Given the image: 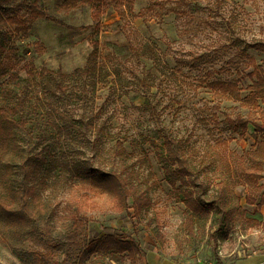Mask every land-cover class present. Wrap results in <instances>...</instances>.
<instances>
[{"label": "rangeland", "instance_id": "rangeland-1", "mask_svg": "<svg viewBox=\"0 0 264 264\" xmlns=\"http://www.w3.org/2000/svg\"><path fill=\"white\" fill-rule=\"evenodd\" d=\"M61 1L41 0L56 21L36 18L25 34L11 30L17 48L15 55L4 58L9 69L0 77V87L15 88L16 78L28 82L26 93L37 104L38 110L29 109L32 121L27 120V132L20 131L22 145L37 151L49 146L50 164L38 176L31 202L38 224L48 220L53 233L63 231L68 223L64 206L79 193L71 175L73 163L110 168L117 161L112 149L119 139L128 152L126 168L135 170L140 186L148 188L151 205L136 213L129 197L127 208L119 212L103 196L88 212V238L114 234L132 240L140 256L156 248L178 258L214 259L223 245L221 219L212 216L202 237L188 232V210L165 180L150 144L161 145V134L168 132L186 140L189 163L208 186L202 198L212 199L221 182L234 217L245 211L243 219L257 221L251 229L232 221L225 243H234L240 229L253 232L255 242L264 240V171L256 169L251 154L260 137L251 124L240 133L227 123L226 115L246 116L250 107L226 98L215 85L232 82L244 97L251 90L254 66L264 72V53L239 46L241 40H264V0H196L198 5L191 7L180 0H134L132 10L124 14L105 3L97 34L100 71L91 81L86 75L64 78L70 87L67 97L46 91L44 82L48 77L53 84L59 74L86 65L95 22L91 6L69 10ZM84 81L89 82L81 90L78 84ZM54 108L67 110L77 121L88 120L91 128L84 134L63 131L57 137L56 124L62 122ZM4 230L8 240L0 232V262L22 264L11 247L20 234ZM85 264H129V259L93 253Z\"/></svg>", "mask_w": 264, "mask_h": 264}, {"label": "trees", "instance_id": "trees-1", "mask_svg": "<svg viewBox=\"0 0 264 264\" xmlns=\"http://www.w3.org/2000/svg\"><path fill=\"white\" fill-rule=\"evenodd\" d=\"M180 1L190 7L198 5L196 0ZM105 3L116 5L118 12L124 14L125 10H132L134 0L61 1V5L69 10L87 6L93 8L92 18L95 24L91 39L92 50L83 68H76L68 74H59L53 84L47 77L44 82L46 91L52 94L58 91L62 97H67L70 87L64 83V78L78 80L86 75L90 81L95 80L100 71L97 62L99 50L97 34ZM36 18L57 20L43 8L41 0H0V77L8 73L9 69L4 58L9 57L10 54L15 55L17 48L11 40V30L25 34L30 23ZM76 28L81 29L82 26ZM239 46L243 51L254 49L264 53V40L261 39L249 42L241 40ZM250 61L254 63L252 57ZM31 72L36 74L33 68ZM250 76L252 77L249 86L251 90L244 97H241L239 90L232 82L217 81L215 85L226 98L240 100L250 107L246 116L240 113L235 118L226 115L225 120L240 133L246 130L248 124L254 127L260 138L256 141L251 153L253 164L257 170L264 171V72L258 66H254ZM14 80H16L15 88L7 85L0 87V232L2 236L8 240L5 228L13 229L20 234V241L12 244L11 247L22 264H85L93 253L121 254L129 259V264H136L140 249L135 242L119 238L114 234L89 239L87 231L88 212L97 206L98 200L103 196L109 198L111 209L119 212L127 208L129 197L132 198V208L136 213L146 210L151 205L148 188L140 186L141 181L135 170L126 168L125 160L128 158V152L119 139L115 140L112 149V157L119 163L114 161L110 168L93 166L90 162L73 163L71 175L76 180L79 193L68 200L64 206L68 223L63 231L53 233V227L48 220H45L42 225L38 224L31 202L36 197L35 182L38 176H41L40 173L45 170V166L50 164V150L48 144L39 151L32 147L27 149L22 145L20 131L27 132V120L32 121L29 109L35 111L38 108L36 102L32 101L26 93L30 87L29 83H22L18 78ZM88 82L78 84V88L85 90ZM12 96L16 97V100H13ZM53 110L62 122L60 126L56 124L57 137L62 136L63 131L79 130L84 134L91 128L88 120L77 121L69 116L65 109L54 108ZM44 120L46 123L47 119ZM36 123L38 126L42 124L38 120ZM42 135V133L37 135L35 142L40 141ZM150 144L157 161L162 164L165 180L172 189L177 191L188 210L186 228L190 234L202 237L205 228L211 225L210 220L214 215L221 219L222 227H219V231L222 237L226 236L234 220L241 224L257 223L255 220L243 219L245 211H241L234 217L233 209L227 204L221 182L213 193L212 199L202 198L201 194L207 191L208 186L198 178L197 172L189 163L185 139L164 132L161 134V145L154 141H150ZM256 176L264 175L257 173ZM26 240L30 242V245L25 244Z\"/></svg>", "mask_w": 264, "mask_h": 264}, {"label": "crops", "instance_id": "crops-1", "mask_svg": "<svg viewBox=\"0 0 264 264\" xmlns=\"http://www.w3.org/2000/svg\"><path fill=\"white\" fill-rule=\"evenodd\" d=\"M250 225L253 224H244L248 229H251ZM259 226L261 227L262 225L260 224ZM236 233H238L236 241L232 244L225 243L226 241H229L228 237L231 235L230 233L228 236L223 237V245L217 247L218 250L216 251L214 259L218 260L219 264H264V240L255 242L256 240L254 236H252L253 232H246L240 229V231H237ZM140 257L141 259H139L136 264L195 263L194 256L178 258L177 256H171L161 252L156 248L146 250Z\"/></svg>", "mask_w": 264, "mask_h": 264}, {"label": "built area", "instance_id": "built-area-1", "mask_svg": "<svg viewBox=\"0 0 264 264\" xmlns=\"http://www.w3.org/2000/svg\"><path fill=\"white\" fill-rule=\"evenodd\" d=\"M194 264H219L216 259H206L201 256L195 258Z\"/></svg>", "mask_w": 264, "mask_h": 264}, {"label": "water", "instance_id": "water-1", "mask_svg": "<svg viewBox=\"0 0 264 264\" xmlns=\"http://www.w3.org/2000/svg\"><path fill=\"white\" fill-rule=\"evenodd\" d=\"M0 264H3L2 262H0Z\"/></svg>", "mask_w": 264, "mask_h": 264}]
</instances>
